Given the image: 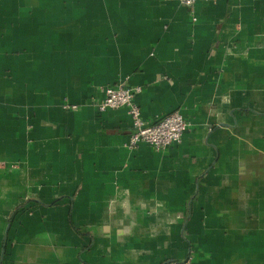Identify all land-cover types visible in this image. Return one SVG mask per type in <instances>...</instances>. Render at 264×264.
Segmentation results:
<instances>
[{"label": "crops", "instance_id": "1", "mask_svg": "<svg viewBox=\"0 0 264 264\" xmlns=\"http://www.w3.org/2000/svg\"><path fill=\"white\" fill-rule=\"evenodd\" d=\"M0 0V264H264V0ZM140 88L181 142L125 145Z\"/></svg>", "mask_w": 264, "mask_h": 264}, {"label": "built area", "instance_id": "2", "mask_svg": "<svg viewBox=\"0 0 264 264\" xmlns=\"http://www.w3.org/2000/svg\"><path fill=\"white\" fill-rule=\"evenodd\" d=\"M179 3L190 10L192 20L197 21L196 3L198 0H178ZM105 96L98 104V110L105 112L109 109L127 108L132 118L133 132L126 147L134 149L140 144H147L155 151L161 152L175 143L181 142L188 128L184 116L176 111L166 117L149 124L142 119L141 112L135 103L140 88H131L124 85L106 87ZM168 264H188L187 261H173Z\"/></svg>", "mask_w": 264, "mask_h": 264}]
</instances>
